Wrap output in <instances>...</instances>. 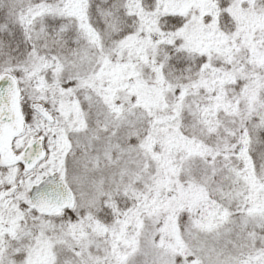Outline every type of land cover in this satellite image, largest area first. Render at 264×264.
Here are the masks:
<instances>
[{"label":"snow or ice","instance_id":"obj_1","mask_svg":"<svg viewBox=\"0 0 264 264\" xmlns=\"http://www.w3.org/2000/svg\"><path fill=\"white\" fill-rule=\"evenodd\" d=\"M0 264H264V0H0Z\"/></svg>","mask_w":264,"mask_h":264}]
</instances>
